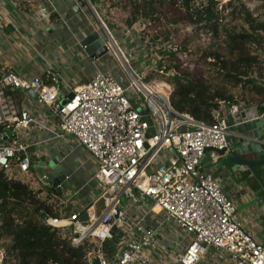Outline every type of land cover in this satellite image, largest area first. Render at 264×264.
I'll return each mask as SVG.
<instances>
[{
  "label": "built area",
  "instance_id": "2783aa9c",
  "mask_svg": "<svg viewBox=\"0 0 264 264\" xmlns=\"http://www.w3.org/2000/svg\"><path fill=\"white\" fill-rule=\"evenodd\" d=\"M42 1L29 10L28 18L50 23L58 8L53 0ZM80 1L75 0L74 6ZM84 1L80 12L88 15L90 23L94 20L89 15L94 13L99 24L94 22L88 34L99 33L105 54L112 53L128 86L112 71L100 69L99 60L105 54L91 56L95 70L85 81L79 76L81 69L76 70L83 81L76 87L61 76L60 67L53 66L56 56L46 61L45 68L24 62L19 68L4 65L0 71V171L7 180L26 185L53 212H60L38 219L67 236L73 246L87 245L88 264L94 258L100 264H264V242L251 233L238 215L235 200L204 162L209 152L211 163H217L222 157L217 150L230 151L232 138L243 136L235 130L242 123L238 116L243 107L220 102L212 122L196 119L174 107L170 81L175 75L173 63L213 82L199 57L218 70L227 47L225 20L235 6H245L256 22H264V0L193 1L195 10L216 2L217 32L209 20L178 19L184 11L181 0H134L141 9L131 24L122 25L119 37L115 24L98 14L100 0L96 4ZM15 5L18 10L23 6L20 1ZM62 23L71 28L68 21ZM181 23L185 30L179 28ZM8 26L14 27L15 39L32 43L0 0V32ZM73 35L79 42L83 38L79 31ZM197 38L202 54L191 56L199 52L190 45L183 49L181 44ZM19 44L15 41V47ZM131 44L148 48L147 60L139 59L146 65L141 71L135 67L137 56H129ZM258 45L264 46V35ZM258 53L264 56L262 48ZM66 136L88 150L98 166L90 179L102 191L90 192L91 201L83 205L78 192L64 189L67 174L53 187L48 179L50 167L41 164L51 158V148L63 151ZM64 158L59 163L64 165ZM84 212L86 220L81 219ZM5 254L0 244V264H5Z\"/></svg>",
  "mask_w": 264,
  "mask_h": 264
},
{
  "label": "trees",
  "instance_id": "16d2710c",
  "mask_svg": "<svg viewBox=\"0 0 264 264\" xmlns=\"http://www.w3.org/2000/svg\"><path fill=\"white\" fill-rule=\"evenodd\" d=\"M90 1L96 4L98 0ZM122 1H132L126 4V8L132 6V14L126 19L127 24H131L141 6L134 0H119ZM193 1L196 0H181L180 7L184 11L178 19L189 22L206 19L214 24L217 32L219 15L216 2L210 1L208 6L196 7L198 10H195ZM53 16L58 17L56 14ZM230 16L233 20L241 19V22L234 24V27L231 21L223 26L228 35L227 50L230 56L224 55L217 68L227 84L230 82L234 87L240 86L244 91L240 94H250L251 98L230 94L225 86L213 89L214 82L198 79L193 72L173 64L171 67L175 69L176 84L171 96L172 103L179 111L188 112L199 120L212 122L220 102L255 106L264 112V56L258 53L259 48L264 50V46L258 45L261 43L259 33L264 30V22H256L245 6H235ZM254 44L258 48H254ZM252 47L254 53H251ZM58 215L60 212H53L49 204L32 194L26 185L7 180L0 171V241L10 239L9 242H0L7 248L4 263L88 264L87 245L73 246L67 236L38 219L39 216Z\"/></svg>",
  "mask_w": 264,
  "mask_h": 264
},
{
  "label": "rangeland",
  "instance_id": "374dc122",
  "mask_svg": "<svg viewBox=\"0 0 264 264\" xmlns=\"http://www.w3.org/2000/svg\"><path fill=\"white\" fill-rule=\"evenodd\" d=\"M63 4H61L58 0V2L56 3V6L58 7V9L62 12L63 18L66 21H69L71 28L67 29L65 27L64 24H59L56 26V28L54 29V35H58L60 37H64L67 40H69V45L73 48V51L75 53L76 56H65V57H61L60 56H56L57 62L54 60L53 61V66L58 69V67L61 68V76H63L65 78V80L70 83L72 85V87H76L79 84H82L83 81L86 80V77L90 74H92L95 70V63H93V58L88 54V52L80 45L79 39L76 38L73 35L74 31H79V38H82L84 36H87L89 33V28H94V22L97 23L95 17H94V13H90V9L89 7H86V10L88 13H90L89 16H91V18H93V22L90 23V21L88 20V15L85 12H80L79 14H77L71 5V0H62ZM35 3L38 4L39 0H35ZM129 4L132 3V1L128 2ZM127 1H122L119 2V0H100L97 9L98 10V14L103 17L104 19H108V21L110 23H114L116 26V30L115 32L117 33L116 37H119L121 35V28L122 25L127 24L126 19L130 16V13L132 14V6L128 5L126 8V4H128ZM3 4H4V8L9 11L10 13H15V17L18 19V21H24V23L27 22H32L30 21V19L28 18V15L17 9V6L14 4V2H12V0H3ZM25 6V5H24ZM23 7V6H22ZM22 10H26L24 8H22ZM27 7L30 8V10L33 9V6L28 5ZM18 15V16H17ZM133 16V15H132ZM57 21V20H55ZM75 21H77L78 23H76ZM232 22V26L234 24H238L241 22V19L237 18L233 20V17H227V19L225 20V23H229ZM109 23V24H110ZM81 24L85 29L83 31L80 30V25ZM242 25V23H241ZM96 26H99V24L97 23ZM234 27V26H233ZM179 28L182 29H186L187 26L185 27L183 23H181L179 25ZM155 34V32H154ZM264 34L259 33V37H262ZM41 37H45L44 34H41ZM49 37V36H48ZM181 38L179 39H183V35H180ZM199 39L197 38L194 39L192 42H185V44H181L183 49H186L187 47H189V45L191 46V48L193 50H195L196 52L199 53H193V55L191 56H200V54H202L198 46V41ZM15 41L19 42L20 40L15 39V37L13 36L12 38V42L15 43ZM1 43V41H0ZM191 43V44H190ZM2 44L4 45V43L2 42ZM179 44V43H178ZM124 47L126 48V45H124ZM132 49L129 50V56H137V62L135 64V67L138 71L143 70L146 65L141 62V60L139 59H143V60H147L146 56V50H148V48L143 47L142 48H137V45L131 44L130 46ZM27 48V47H26ZM229 49V47H226L225 50V55L230 56L229 51L227 50ZM133 52V54H132ZM148 52V51H147ZM251 53H254V48L252 47ZM143 56V57H142ZM21 57L22 60L24 62H26L29 65H32V67H46V61L49 60L51 57L55 58V56H18ZM132 58V64H134V59ZM200 59L205 61V65L206 67H208V71H207V76L215 83L213 89H218V87L220 86H225L228 88L230 94L236 95L237 97H241L244 96L245 99H249L251 98L250 94H243L241 95L240 93H244V91L242 90V88L239 87H234L232 86V84L230 82H228V84L226 83V81H224V77L222 75H220V73L218 72V70L213 66L212 63L208 62L207 58H202L199 57ZM67 60H71L73 61L75 64H77V67H80L81 69V73L79 74L80 77L83 78V81L80 80L78 73L76 71V67H74L73 69L68 68L64 63ZM86 60L90 63L88 64L86 62ZM99 64H100V69H102V71H112L117 80L124 86L127 87L129 80L126 78L125 73L123 72L122 68L120 67V65L118 63L115 62V60L113 59V55L112 53H108L105 54L103 57H101V59L99 60ZM171 65H173V63H170ZM71 65V64H70ZM18 67H21L22 64L20 61H18L17 63ZM189 70V69H188ZM154 71V70H153ZM212 72L215 73L214 76H212ZM154 77V76H151ZM196 78H200L198 77L197 74H195ZM175 75L170 77V81L172 83V85L175 87L176 81H175ZM202 79V78H201ZM204 79V78H203ZM209 79V80H210ZM62 87L68 91V88L66 87L65 84H62ZM243 91V92H242ZM128 95H132L133 91L132 90H127ZM241 106L244 108L245 105ZM242 128V127H240ZM47 137V136H46ZM63 141V145L61 146V148L63 149V151L65 152L66 156L64 158L65 164H64V172L65 174H67L69 177L67 179L64 180L63 182V187L66 190H72V191H76L78 192L79 196H80V204H85V203H89L91 201V193L92 191H96V194L100 193L102 191V189H98L97 188V182L95 179H90L91 175L94 174L97 170H98V166L95 163L94 159L91 157V153L86 150V149H82V147H77V141L75 138L71 137V136H66V138ZM239 141V140H238ZM238 143V142H237ZM42 168H40L41 170ZM44 171H47V168H43ZM88 179H90L88 181ZM77 202V201H76ZM9 242L10 239H3L1 241V244L3 242ZM3 246V245H1ZM6 254H5V259L7 258V248L5 246H3ZM8 264V263H5Z\"/></svg>",
  "mask_w": 264,
  "mask_h": 264
},
{
  "label": "crops",
  "instance_id": "0c3cea01",
  "mask_svg": "<svg viewBox=\"0 0 264 264\" xmlns=\"http://www.w3.org/2000/svg\"><path fill=\"white\" fill-rule=\"evenodd\" d=\"M15 1H20L22 3L23 8L26 10H20L26 14L31 8H28L27 4L33 6V10L39 5V3H35V0H12L14 4ZM41 1L42 0H39L40 3ZM53 2L56 5L58 0H53ZM59 2L63 4L62 0H59ZM74 4L75 0H71L73 10L75 7ZM57 13L56 15L58 17L55 18L53 16L50 23H46L45 21L39 23L36 22L34 18L30 20L32 22L24 23V21H19V24H21L20 32L23 36H29L28 38L32 41L31 44L24 43V39L21 38L20 47H15V43L12 42L13 36L15 37L13 26H8L3 32H0V71L4 65L9 64L19 68L17 66L18 61L23 65L24 61L17 58V56H76L73 48L69 45V40L66 38L62 39L60 36H56L53 33L58 25L57 23L61 24L66 21L59 9ZM12 14L16 16L15 13ZM41 34H44L45 37H41ZM59 59H61V57ZM55 61L57 62V60ZM66 62L69 64V68L73 69L76 67V70H80V68L77 67L78 65L73 61L67 60ZM250 107L256 108L255 106H245L243 110ZM241 118L242 115L239 114V121H241ZM235 130L241 134H245L247 124L241 123L235 127ZM232 139L233 144L240 140V138ZM205 163L212 169L215 176L219 178L224 191L235 200L238 215L245 222L248 229L257 239L264 242V188H262L250 171L234 170L232 164L222 157H220L215 164L211 163L210 159L206 160ZM258 171L264 179V167L258 168Z\"/></svg>",
  "mask_w": 264,
  "mask_h": 264
},
{
  "label": "water",
  "instance_id": "95a60500",
  "mask_svg": "<svg viewBox=\"0 0 264 264\" xmlns=\"http://www.w3.org/2000/svg\"><path fill=\"white\" fill-rule=\"evenodd\" d=\"M84 6L85 1L81 0L79 4L75 5V12H80ZM80 45L92 57H100L107 52L106 46L103 45V41L96 31L84 36L80 41ZM240 114L242 115V123L247 124L245 134H243L238 143L232 145L230 151L223 149L217 150V152L222 155L224 160L232 164L234 170L250 171L264 188V179L258 171V168L264 167V112L250 107L242 110ZM49 154L51 158L47 162H41V164L46 165L47 163L50 167L48 179L50 184L56 187L65 178V166L59 163L64 158L65 153L51 148ZM208 159H210L209 152L204 157V162ZM87 217V212L81 215L82 220H86ZM92 264H100L98 258H94Z\"/></svg>",
  "mask_w": 264,
  "mask_h": 264
}]
</instances>
